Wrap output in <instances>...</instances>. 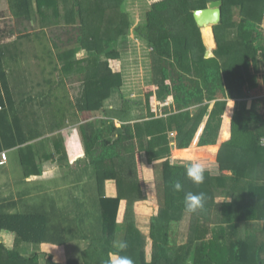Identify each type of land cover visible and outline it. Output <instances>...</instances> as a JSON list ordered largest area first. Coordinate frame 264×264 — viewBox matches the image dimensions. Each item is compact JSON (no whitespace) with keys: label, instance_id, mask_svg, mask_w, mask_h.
<instances>
[{"label":"trees","instance_id":"1","mask_svg":"<svg viewBox=\"0 0 264 264\" xmlns=\"http://www.w3.org/2000/svg\"><path fill=\"white\" fill-rule=\"evenodd\" d=\"M7 1L19 22L34 23L31 32L27 28L18 38L43 33L58 50L57 61L49 48L54 59L44 64L51 69L44 79L48 87H40L35 97L43 103L52 102L54 95L60 99L58 91L68 81L78 88L76 112L85 120L79 134L95 170L102 236L91 240L81 261L70 259L65 264H107L114 255L127 256L133 264H264V99L248 104L249 90L258 86L264 73V0H222V22L213 27L217 46L210 57L193 13L212 0ZM123 37L129 42L121 47L126 90L134 85L141 97L137 70L141 80L152 79L144 88L147 118L136 122H132L133 101L120 95L118 107L107 106L124 83L118 49ZM144 42L152 48V70L150 48ZM17 47L0 42V153L17 150L24 175L30 177L42 173L39 162L55 161V153H62L61 160L68 158L63 136L36 139L62 129L60 124L69 115L56 112L58 123L43 126L37 111L34 123L32 117L23 118L18 106L22 100L16 98L8 77L9 57H17ZM228 99L236 100L237 107L229 137L220 142ZM23 119L30 121L27 126ZM74 138L78 139L71 137L69 145ZM173 140L179 149L195 143L199 148L220 145L215 159L194 160L206 169L203 183L187 177L185 167L192 162H172ZM41 151L43 157L37 160ZM145 161L158 163L163 177L160 207L149 219L147 232L138 226L133 211L135 202L148 197ZM108 181L116 183L115 196L106 194ZM176 181L182 184L179 192L173 189ZM189 192L204 194L203 208L196 213L184 208ZM11 204L16 206L14 201H0V264H64L52 255L44 259L20 251L23 243L47 241L52 231L50 208L36 207V202L27 212H13ZM3 231L16 236L13 247L4 241ZM55 241L66 242L62 235ZM114 241L126 242V249L118 250Z\"/></svg>","mask_w":264,"mask_h":264},{"label":"crops","instance_id":"2","mask_svg":"<svg viewBox=\"0 0 264 264\" xmlns=\"http://www.w3.org/2000/svg\"><path fill=\"white\" fill-rule=\"evenodd\" d=\"M123 8H124V6H123ZM25 23L27 24V21H23V20L20 21V24H22V25H24ZM26 24L24 27L27 26ZM30 24L33 25L34 23H30ZM261 27L264 29V19H263V22L261 24ZM26 29L27 28H24L23 30H26ZM40 30L41 29L38 28V29H35L34 32L37 33ZM27 32L28 33L31 32V29H29V31L27 30ZM22 33L24 34L25 32L22 31ZM16 34H17L16 36L11 35V34H9L10 36H8L6 34V39H3V40L1 39L0 42H4L5 44H7V43L8 44H15L20 39V38H18L19 33H16ZM32 35H34V36H32ZM27 36L30 37V38H28V40H31L34 42H23L20 45L21 48L18 46L17 49L15 50V51H18V54L15 53V56L17 55V57L14 58L13 55L9 57V59L10 58H12V59H11V62H10L9 68H8V70H9V76L8 77H9L11 85H12L11 87H13V89H14L15 95L17 96L16 98L19 99L20 101L22 100L18 104V106L20 107L19 110H20V112H22L23 118L32 117V119H30V120H33V123H34L36 121V118H37L36 113L37 112L41 113L42 119L40 122H42V126H43V123H52L53 121H54V123H58L57 121H55L53 114L63 110L66 112L65 113L66 115H69V119H67V121L64 124H62V123L60 124V127H62V129H58L57 131H53V132L48 131L42 137L36 139V140H40L43 138L53 137L54 135H58L61 137L63 136V140H62V138H60L59 141L60 140L63 141V145H64V147H66L67 152H68L67 153L68 158L65 157L64 160H61L60 157H61L62 153H55V155H54V157L56 158L55 161L54 160H52V161L46 160L42 164H41V162H39V165L42 169V173L40 175H31L30 177H24V179H26L27 182L34 181V182H37L38 184L46 182V183H49L51 185H53V184L61 185L62 190L65 191V190H67V188L64 189L63 184H64L65 179L68 177L67 174H70L71 172H75L76 174H82V173H86L87 171L92 169V167L88 161V158L85 156L84 148H83V145L81 143V136L79 134L80 133L79 127L82 123L85 122V120H83L84 119L83 115H79L76 112L77 109H76V105H75V96H76V93H78V88L76 87L77 86L76 83L73 84V83L68 81L64 84V86H61L60 90L58 91V95H59L60 99H57L55 97L54 93H52L54 95L52 102L43 103L42 100L37 99L35 97L38 95V92H40V90H41L40 86L41 85H44V87H42L44 89L48 87V84H45L46 82H44V79L46 77H49L50 72L47 75H44V73H43L44 79H43V81H41L42 77H40V80H39L40 82H32L31 80L34 78V76L32 77L31 75H28V76L20 75L25 69H21V66L19 68H17V66L20 64L19 61H21V58L24 56V54H26L27 47L30 48V46L32 44L36 43L35 38H32V37H36L35 33L28 34V35H26V37ZM48 36L51 38V35H49V33H48ZM47 41L46 42H38L39 46L41 47V50L39 53H36L37 56H35V57L39 58L38 61L40 63H43V62L46 63V62L53 61L54 58H53V55L50 53L49 48H52V52L55 55V59L58 61L57 56H56V53H58V50L54 49L53 42H47ZM144 43L147 45L148 48H150V57H151L152 48L150 47L148 42H144ZM128 44H129V42H127L125 37H123L122 41L119 42L118 49H119L120 54H121V72L123 75L124 83H123V86L121 87V89L119 90V95L114 96L112 100H108L107 106L118 107L120 105V101H119L120 95L123 96L124 99L134 101L135 103L137 102V105L134 104L132 111H131L132 112V122H136V121L146 119L147 114H146V109L144 107V104L141 101L137 100L138 95H136L135 94L136 91L133 90L134 85H132L130 87L128 92L125 90L126 89L125 69H124L125 68V62H124L125 55H124V52L122 51L121 47L122 46L127 47ZM133 47H134V43L132 45H130V48H129L131 53L134 51ZM42 48H43V50H42ZM215 48H216V41H215V46L212 48L213 49L212 54H214L213 52H214ZM80 55H84V53H81ZM149 67L152 70L151 61L149 63ZM135 78L137 80L136 81L137 86L141 85L143 87V85L145 86L151 82V81L148 82L147 80L145 82H141V78H142L141 73L136 74ZM258 82H259L258 86L252 90H249V92H248L249 93V97H248L249 106L252 105V102L255 99H264V73L260 74ZM25 83H26V85H25ZM25 101H28V103ZM228 101H229V104H228V107H227V110L225 113V117H224V123L226 124L227 128H226V126L223 127L224 132L222 131L221 136L224 137V140H222L221 142L227 140L229 137L230 120H231L232 115L234 113V110L232 111L231 109H234V107H232V106H233V102L236 100L228 99ZM261 110H262V112H264V102H263V106H262ZM35 111H37V112H35ZM34 114H36V115H34ZM26 115L28 117H26ZM94 118L95 117H92L90 120H93ZM23 120H26V119H23ZM86 121H88V120H86ZM26 122L27 123H25L24 126H27L30 121L26 120ZM225 131H226V133H225ZM224 134H225V136H224ZM73 136H75L78 139L76 140L74 138V140H72L74 142H71L69 145L68 140ZM71 148H72V151H71ZM172 148H173V146H172ZM69 149H70V151H69ZM218 149H219V147L217 145L216 150L218 151ZM8 150H6V149L3 150L5 152H7L8 160L6 161V164H4V165L0 164L1 169H2L1 173L8 172L11 169V167L9 166L10 156H9ZM176 150L183 152V151L189 150V149H180L179 150L176 147ZM13 151H14V149H13ZM15 151L18 153L17 150H15ZM172 153H173V150H172ZM35 156H36L37 160L41 159L43 157L42 151L38 152V154ZM209 157H211L212 159H215L212 156H209ZM171 158H172V162H188L189 161L188 159L184 160V159L176 158L173 155ZM1 159H2V157H1V153H0V162H1ZM74 160H76V161H74ZM143 167H144V172H145L146 187H147V184L151 185L153 182H154V184L156 183V185H157L159 183V176L161 175V169H162L161 166L158 163L149 164L145 161L143 163ZM4 182H6V183L0 188V197L1 196H7L8 197L7 200H5V203L13 202V201L16 202V206H14L13 204L9 205L10 206L9 210L16 212V211L21 210L22 207H24L25 210H28V206L26 207V205L22 204V202H21L22 199L20 197L17 196L18 198H15L14 196L11 197L10 195H5V193L12 194L14 191L13 178L12 177L8 178ZM109 182H112V181L106 182V185H108ZM106 185H105V191H106ZM116 193H117V190H116ZM148 195H149V193H148ZM110 197H112V196H110ZM222 198L223 197H221L220 195L218 196V200H222ZM42 200H44L45 203H48V208H50L48 213H51V214L54 213L55 215H58V216L62 215V211L59 208L58 198H51V199H49L50 201H48V202H46V200L43 198H42ZM6 201H8V202H6ZM45 203L44 202L39 203L36 205V207L37 206H39V207L43 206L44 208H46ZM32 206H35V205H32ZM159 207H160V204H159ZM158 210H159V208H158ZM48 216H49V214H48ZM135 217H136V222L140 223L138 221V217L136 216V214H135ZM61 222L62 221H60V223ZM140 226H141V223H140ZM66 230H67V228L65 226L62 227V226L53 225L52 226L53 232L52 231L51 232L49 231L50 233L48 232L47 239H46L47 241L41 242V243H29V242L23 243L20 247V251L25 256L26 255H33V254H40L41 258L44 257V259H45V257H47V255L48 256L52 255L54 260L65 264L68 260H70V259L66 258L67 255L65 254V247H64L65 244L67 243V238L64 237L66 242L63 244L57 243L55 241V239H58L59 235H61L62 231H66ZM5 233L8 235H11L12 238H13V236H15L14 233H12V232L3 231V237H4ZM4 241L6 242L8 247H10V248L12 247V245H14V244H9L5 240V238H4ZM26 246L27 247L30 246L32 252L25 254L21 250V248H24ZM85 249H87V248H85ZM85 249L82 250L80 257L76 258V259L81 261L82 254H83V251ZM113 258H118V256L114 255Z\"/></svg>","mask_w":264,"mask_h":264},{"label":"rangeland","instance_id":"3","mask_svg":"<svg viewBox=\"0 0 264 264\" xmlns=\"http://www.w3.org/2000/svg\"><path fill=\"white\" fill-rule=\"evenodd\" d=\"M9 8H10L9 3L7 0H0V40L6 39V34L8 36H10L9 34L16 36L17 35L16 33L25 31L23 29L25 28L24 26L26 23L24 25L20 24L19 20L12 15V12ZM148 9H150V5H148ZM130 17L133 23L132 16ZM26 25H27L26 28L29 29L33 28V25H31L30 22H27ZM139 27L140 25H138L135 28V30H137V28ZM47 32L49 33V35H51L49 29L47 30ZM54 32L57 33V31ZM28 38L30 37L21 36V38L17 41V45L20 47V45L23 42H34L28 40ZM32 38H35L36 43L32 44L30 48L27 47V52L21 58V61H19L20 64L17 66V68L21 66V69H25L20 75L22 76L31 75L32 77L34 76V78L31 81L40 82L39 81L40 77H42L41 81H43L44 79L43 76L47 75L51 71V69H45V65H44L45 62L40 63L38 61L39 58L35 57L37 56L36 53H39L41 50V47L39 46L38 42H46V37L43 33H38L36 37H32ZM48 42L50 41L48 40ZM211 56H214V54ZM150 58L151 57H149L148 63H150L151 61ZM137 71L138 73H140L139 70ZM137 71L136 74H138ZM141 82H145V80H141ZM150 84H152V79L150 83H148L145 86L143 85V87L139 85L140 91H142V93H141V97L139 98L138 96L137 100L141 101L144 104L145 109L146 106H145L144 88ZM40 87L42 88V85ZM128 89H130L129 86H127V90ZM168 102L169 101H165L166 104ZM234 102L232 106L234 107V109H231L232 111L233 110L235 111L237 107L236 105L237 101ZM134 104L137 105V102L136 103L134 102ZM146 114H147V110H146ZM225 126L226 124L223 122V127ZM173 133L175 137L176 132L174 131ZM222 140H224V137L221 136L220 142ZM172 146L174 148V149L172 148L173 150L172 155L174 157L184 160L188 159L189 160L188 162L190 163L199 157L209 155L212 156L213 158H216L217 156V150L212 147L199 148L196 144H194L192 145L191 148H189V150H185L182 152L176 150V144L174 140L172 142ZM218 147H220V145H218ZM8 153L10 156L9 166L11 167V169L8 172L1 173L2 169L0 166V188L6 183L4 182L6 179L12 177L14 191L12 194L5 193V195H10L11 197L14 196L15 198L20 197L22 199L21 201L22 204L28 207L32 205H36V201L39 204L40 198H43L47 201H49V199L51 198H58L59 208L62 211V215L58 216L55 215L54 213L53 214L48 213L49 214L48 218H50V224H52V226L53 225L62 226V227L65 226L67 228L66 231H62L61 233L62 236L67 238V243L64 246L65 254L67 255L66 258L67 259L79 258L82 253V250L88 248V246L91 244V240L102 236V220L100 213L99 194H98L97 182L95 178V170L91 169L86 173H82V174H76L75 172H71L70 174H67L68 177L65 179L63 184L64 189L67 188V190L63 191L61 185H57V184L51 185L46 182L41 184H38L37 182L34 181L27 182L26 179H24L25 177L24 168L21 164V160L19 159L18 153L15 151V149L14 151L13 149L8 150ZM226 173L228 172L226 171ZM162 187H163V177L161 174L159 176V183L157 185L156 183L154 184V182L151 185L147 184V193H149L147 199L135 202L133 211L138 217V221L141 223L144 232H147L146 227L148 226L149 219L158 213L159 204L162 198V194L160 190ZM116 190H117V186L115 182L112 181L109 182L108 185H106V194L108 196L116 195L117 194ZM219 195L221 197H224L221 194ZM7 198H8L7 196H1L0 201H4ZM48 209L49 208L46 206V210ZM19 211L27 212L24 207H22L21 210ZM60 221L62 222L60 223ZM140 223H138V226H140ZM181 226L178 227V231L180 234L182 230ZM4 238L9 244H14L16 242V236H13L12 238L11 235L5 233ZM21 250L25 254L32 252L30 246L21 248Z\"/></svg>","mask_w":264,"mask_h":264},{"label":"clouds","instance_id":"4","mask_svg":"<svg viewBox=\"0 0 264 264\" xmlns=\"http://www.w3.org/2000/svg\"><path fill=\"white\" fill-rule=\"evenodd\" d=\"M186 175L195 184H201L205 179V167L199 162H192L185 167ZM174 191H181L182 184L180 181H176L173 185ZM204 194L186 193L184 196V208L189 213H196L199 209L203 208ZM113 246L118 250L123 251L126 249L127 244L124 241H114ZM107 264H133V261L127 256H119L118 258L109 257Z\"/></svg>","mask_w":264,"mask_h":264},{"label":"water","instance_id":"5","mask_svg":"<svg viewBox=\"0 0 264 264\" xmlns=\"http://www.w3.org/2000/svg\"><path fill=\"white\" fill-rule=\"evenodd\" d=\"M222 5V0H212L206 8L196 9L194 11V19L201 30L208 26H211L213 29L215 25H219L222 22ZM206 56H211L209 55V49H207Z\"/></svg>","mask_w":264,"mask_h":264},{"label":"bare ground","instance_id":"6","mask_svg":"<svg viewBox=\"0 0 264 264\" xmlns=\"http://www.w3.org/2000/svg\"><path fill=\"white\" fill-rule=\"evenodd\" d=\"M204 39L206 40V45L209 49V55L212 54V48L215 46V37L213 33V29L211 26H208L206 28H203L202 30Z\"/></svg>","mask_w":264,"mask_h":264},{"label":"built area","instance_id":"7","mask_svg":"<svg viewBox=\"0 0 264 264\" xmlns=\"http://www.w3.org/2000/svg\"><path fill=\"white\" fill-rule=\"evenodd\" d=\"M170 136L174 138V133L171 132V133H170ZM262 144L264 145V138H262ZM1 157H2V159H1V162H0V163H1V164L6 163V161H7V159H8V157H7V152H2V153H1Z\"/></svg>","mask_w":264,"mask_h":264}]
</instances>
